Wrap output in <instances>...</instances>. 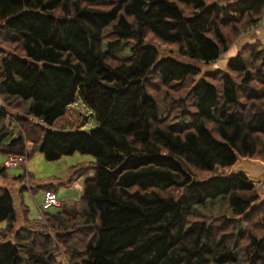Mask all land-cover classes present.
<instances>
[{
    "label": "trees",
    "instance_id": "trees-1",
    "mask_svg": "<svg viewBox=\"0 0 264 264\" xmlns=\"http://www.w3.org/2000/svg\"><path fill=\"white\" fill-rule=\"evenodd\" d=\"M263 10L264 0H0V152L86 153L91 164L69 180L94 171L80 207L36 222L22 188L18 227L0 184V264H60L58 254L68 264H264V198L245 173L227 172L239 155L264 160V43L206 71L148 44L210 63ZM78 97L98 124L53 128Z\"/></svg>",
    "mask_w": 264,
    "mask_h": 264
},
{
    "label": "rangeland",
    "instance_id": "rangeland-1",
    "mask_svg": "<svg viewBox=\"0 0 264 264\" xmlns=\"http://www.w3.org/2000/svg\"><path fill=\"white\" fill-rule=\"evenodd\" d=\"M212 3L213 1H210L207 4L210 5ZM185 7V11H189L190 8L186 5ZM262 14L263 15L259 22H257L252 27H249L246 31L238 33L235 36L234 40H231L227 44V47L220 54V56L210 63L199 62L192 57L182 55L177 52L174 45L165 43L158 38L150 40L148 44L156 47L160 51L161 56L169 55L184 63L200 64L203 68V71L215 69L226 70L227 61L230 58L235 57L236 54L239 53L242 49V46L249 42L248 40L253 41L256 39H260L264 43V10ZM0 39H2V37H0ZM2 41H4L6 44L0 43V47H4V49L9 50V46H7L8 41L5 39H2ZM249 90H252V88L249 87ZM3 106L4 103L2 98L0 97V108H2ZM34 120L40 123L43 122L41 119L35 118ZM97 124L98 121L96 113L90 107H88L80 97H78V99L74 103L70 104L67 107L66 112L54 121L53 128L72 129L75 127H79L81 129H90L92 127H95ZM92 160V155L80 152H75L71 155H64L57 160H48L40 151L37 150L30 158H28L27 164H24L25 162H21L18 165L9 166V157H5L0 152V164L4 163L8 170V175L6 177L0 175V184L8 187L13 194L14 205L16 206L18 214V219L15 227L23 224L21 208L22 200L20 196V191L22 188L23 192L21 195L24 204L28 206V216L35 222L36 220L40 219V216L44 217L43 214L41 215L42 211H40L39 206L42 204L44 193V188L42 187V185L48 182H54L58 196L62 199V201H64V205L62 207L66 209H74L76 207H80V190L83 186L84 180L87 177L92 176L94 174V171L92 169H89L88 171L78 173L72 181H70L69 178L74 176L73 173L75 172L76 166H80L79 164L89 166ZM241 163L242 162H240V164ZM21 174H23V176L19 178L18 176ZM211 175L213 174L208 172L200 175L198 179H203ZM256 183L258 192H260V198L263 199L264 181H256ZM57 210H60V208L53 206L50 207L47 211L55 212ZM6 225V221H0V230L3 229ZM2 240H7V238H2ZM58 259L60 264H68L67 258L64 254H58Z\"/></svg>",
    "mask_w": 264,
    "mask_h": 264
},
{
    "label": "water",
    "instance_id": "water-1",
    "mask_svg": "<svg viewBox=\"0 0 264 264\" xmlns=\"http://www.w3.org/2000/svg\"><path fill=\"white\" fill-rule=\"evenodd\" d=\"M232 173H245L252 181L263 182L264 160L239 155L237 161L228 169V174Z\"/></svg>",
    "mask_w": 264,
    "mask_h": 264
},
{
    "label": "built area",
    "instance_id": "built-area-1",
    "mask_svg": "<svg viewBox=\"0 0 264 264\" xmlns=\"http://www.w3.org/2000/svg\"><path fill=\"white\" fill-rule=\"evenodd\" d=\"M42 120V119H41ZM9 157V166H15L20 164L21 162H25L24 164H27L28 158L26 155H11ZM61 205V199L58 196V193L53 189H47L44 191L42 204L39 206L41 215L43 214V211L48 210L50 207H59ZM43 217L40 216V219Z\"/></svg>",
    "mask_w": 264,
    "mask_h": 264
},
{
    "label": "crops",
    "instance_id": "crops-1",
    "mask_svg": "<svg viewBox=\"0 0 264 264\" xmlns=\"http://www.w3.org/2000/svg\"><path fill=\"white\" fill-rule=\"evenodd\" d=\"M248 41H251V40H248ZM47 190V189H46ZM81 190H82V188H81ZM80 190V191H81ZM43 191H45V190H43ZM44 194V193H43ZM60 198V197H59ZM61 199V198H60ZM61 205L63 206L64 205V201H62V199H61ZM39 219V218H38Z\"/></svg>",
    "mask_w": 264,
    "mask_h": 264
}]
</instances>
